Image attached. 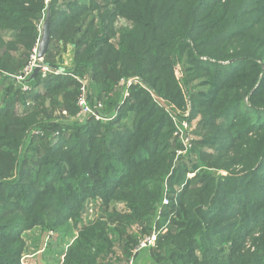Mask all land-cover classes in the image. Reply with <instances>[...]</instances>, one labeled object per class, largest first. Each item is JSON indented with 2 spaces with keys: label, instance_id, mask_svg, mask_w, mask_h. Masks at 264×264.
<instances>
[{
  "label": "trees",
  "instance_id": "1",
  "mask_svg": "<svg viewBox=\"0 0 264 264\" xmlns=\"http://www.w3.org/2000/svg\"><path fill=\"white\" fill-rule=\"evenodd\" d=\"M48 6L42 63L64 41L76 63L19 79ZM85 74L105 121L39 116L50 94L74 117ZM195 118L187 149L174 121ZM95 207L62 264L128 262L135 222L160 228L151 264H264V0H0V264H21L26 230Z\"/></svg>",
  "mask_w": 264,
  "mask_h": 264
},
{
  "label": "rangeland",
  "instance_id": "2",
  "mask_svg": "<svg viewBox=\"0 0 264 264\" xmlns=\"http://www.w3.org/2000/svg\"><path fill=\"white\" fill-rule=\"evenodd\" d=\"M43 21V20H42ZM42 23V22H41ZM37 25L38 29L40 30V25ZM126 20L125 19H118L116 25L117 27L125 25ZM57 51L55 53L54 59L48 58V62L55 63V65H58L60 69H64L65 71L70 70L71 68L73 69L75 63H76V56H75V50L71 46V44L67 43L66 41L64 42H59ZM36 49L37 46L33 49V55L31 56L30 62L27 64L24 69H22V74L17 73L15 76L18 77H24L26 75V69L33 65L38 63V59L36 58ZM50 69V68H48ZM49 71V70H48ZM47 75L51 76L53 75V72H47ZM58 75H61V73H58ZM79 78H84L85 81H87L88 84V92H89V85H90V76L88 74H85L84 76L80 77L77 75H73ZM121 81V80H120ZM129 84L125 83V81H121L115 84L113 93L116 94V96H120V101H122L123 97L127 95V91L125 87L129 86L130 84H135L134 80H129ZM23 90H28L27 86H23ZM90 91H91V101L90 99L88 100V103L92 102V104L95 103H100L102 101L99 100V98L96 95V91L91 90L90 86ZM89 95V93H88ZM44 101V111L39 115L40 117H45L47 121H59L62 123H80L83 122L86 116L84 115H79L78 109L76 115L73 116H68L66 114V111L62 107L63 101L61 97L56 96V95H46L43 98ZM77 101V100H76ZM77 105V103L75 102ZM96 104V105H97ZM160 104H162L164 107H169L167 104H164L160 100ZM95 106V105H94ZM78 108V107H77ZM97 110H99V118L101 121H105L104 118L100 116V111H102L101 107H97ZM184 117L188 114L187 111H184V113H181ZM199 121V118H195L193 120L187 121V126L181 129V132L184 133V136L182 137L184 143L183 145L187 147V149L191 148L194 145V138L193 136L190 135L191 130L196 126V123ZM179 124L178 122H176ZM175 130V127H174ZM188 133V134H187ZM174 134V132H173ZM198 138V137H197ZM182 150L181 154H178L176 151V156L178 155H183L186 152ZM171 169V168H170ZM163 201V200H162ZM115 209L117 210H122L123 209V204L120 202H117L113 205ZM96 208V207H95ZM96 208L94 211L91 209L89 210L85 216H83L80 221L78 222V226L75 228L73 226L72 221H69L63 230L61 232H55L52 230H44L40 228L39 226L33 227L31 229L26 230L23 233V238L25 241V245L20 257V263L21 264H62L66 249L69 246V244L74 240V238L78 234V228L84 222L85 218H92L95 213L97 212L98 214L101 213V209ZM167 224V222L164 224V226ZM126 231L129 234L136 235V245L132 249V256H130L129 259H131V264H151L152 259L149 254V249L155 247L156 245V238L155 240H152V242L149 243V237L150 235L155 232L156 235L159 233L160 228H157L155 224H153L152 229H151V234L148 235L145 231V228L143 225L135 222L132 224H126L125 226ZM246 247L249 249L250 243H252L251 240L247 241ZM252 250V249H251ZM114 252L117 253V256L114 257L112 254L106 255L107 260L103 262H109V264H129L130 261L124 262L120 256V251L117 250V248L114 249Z\"/></svg>",
  "mask_w": 264,
  "mask_h": 264
},
{
  "label": "built area",
  "instance_id": "3",
  "mask_svg": "<svg viewBox=\"0 0 264 264\" xmlns=\"http://www.w3.org/2000/svg\"><path fill=\"white\" fill-rule=\"evenodd\" d=\"M37 65H40V70H41L43 75H45L46 71L47 72L52 71L51 69H48L49 67L47 65L42 64V59H40V60L38 59V63L33 64L26 69V75H29L32 72L33 68ZM52 72H54L55 74H58V73L63 74L64 69H60V67H58ZM26 75H24V76H26ZM17 78L22 79L23 77H17ZM74 78L79 83V94H78L77 101H76L79 115H84V116L92 115V116H94V118L99 119L100 117H99V112L97 110V107H101V103H98L97 105L91 107L88 103V84H87V81H85L84 78H79L76 76ZM129 80L137 81V78H128L126 80H121V81H125V83L129 84L130 83ZM178 123L179 124H177L174 121V124H175L174 135H176L182 143V142H184L182 139V137L184 136V133L181 132V129L187 126V122H185V120H183V121L178 122ZM182 144H184V143H182ZM177 153L180 154L181 151H178ZM163 203H167L166 198H164ZM155 238H156V233L153 232L149 237V240H148L149 243L152 242V240H155ZM130 260L131 259H129V261ZM129 264H131V261L129 262Z\"/></svg>",
  "mask_w": 264,
  "mask_h": 264
},
{
  "label": "water",
  "instance_id": "4",
  "mask_svg": "<svg viewBox=\"0 0 264 264\" xmlns=\"http://www.w3.org/2000/svg\"><path fill=\"white\" fill-rule=\"evenodd\" d=\"M49 24H50V7L48 6L46 8L44 19L40 25V36L38 39L37 49H36V58L39 60L43 59L49 47V40H50ZM38 71H40V65H37L33 68L31 76L36 74Z\"/></svg>",
  "mask_w": 264,
  "mask_h": 264
}]
</instances>
